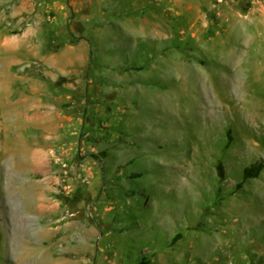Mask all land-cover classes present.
<instances>
[{"label": "rangeland", "instance_id": "1", "mask_svg": "<svg viewBox=\"0 0 264 264\" xmlns=\"http://www.w3.org/2000/svg\"><path fill=\"white\" fill-rule=\"evenodd\" d=\"M259 159L264 0H0V264H264Z\"/></svg>", "mask_w": 264, "mask_h": 264}, {"label": "trees", "instance_id": "2", "mask_svg": "<svg viewBox=\"0 0 264 264\" xmlns=\"http://www.w3.org/2000/svg\"><path fill=\"white\" fill-rule=\"evenodd\" d=\"M229 137H230V139L228 141V144L230 143L231 135H229ZM263 169H264V159H259V160L255 161L254 163L245 167V169L243 171V180L258 177ZM217 170H218L220 177L223 178L225 176V173H224V165L221 161L217 164ZM182 236H183L182 232L176 233L174 235L172 241H171L172 244H174Z\"/></svg>", "mask_w": 264, "mask_h": 264}]
</instances>
